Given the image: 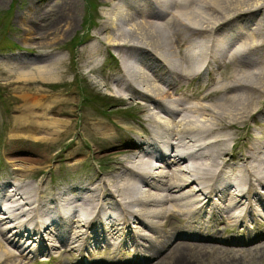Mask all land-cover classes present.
<instances>
[{"label": "bare ground", "instance_id": "bare-ground-1", "mask_svg": "<svg viewBox=\"0 0 264 264\" xmlns=\"http://www.w3.org/2000/svg\"><path fill=\"white\" fill-rule=\"evenodd\" d=\"M121 2L103 14L93 39L122 55L124 75L114 81L111 91L119 99L127 92L135 97L140 131L131 139L126 138L132 136L130 132L120 133L125 134L121 140L133 139L135 146L121 151V161L101 181L96 179L93 187L73 186L71 192L54 196L52 206L38 199L36 191L33 197H24L29 194L24 185L6 189L1 183L0 264L7 260L23 264L34 251L48 258L57 253V242L63 251L95 248L92 257L98 264H107L104 258H96L105 249H111L112 255L138 254L145 260L164 254L160 264H169L185 244H174L165 256L167 245L180 236H196L193 228H204L206 236L214 239L218 227L229 228L237 220L236 227L242 223L246 230L244 236L254 233L247 221L263 226L264 145L257 143L250 152L236 154L229 147L233 140L229 130L241 131L253 114L264 111V0ZM127 5L131 8L126 11ZM67 27L68 23L63 30ZM104 29L109 31L106 37ZM105 51L96 46L88 65ZM259 60L262 65H257ZM61 69L62 64L55 70L62 75ZM37 71L43 74L44 69ZM148 73L161 77L163 84H153ZM187 81L202 86L189 94ZM22 98L30 111L42 109L43 116L48 103H65L50 96ZM54 113L55 118L43 119L38 128L61 133L66 124L60 119L67 116ZM160 168L163 171L158 173ZM112 172L115 178H110ZM50 220L51 225L56 223L52 231L46 223ZM132 223L150 232L156 227L163 232L165 226L171 231L158 236L166 238L165 243L146 235L143 244L138 240L140 232L130 233ZM174 223L185 230L177 231ZM23 229L37 230L42 241L27 238ZM62 241H69L70 247L65 249ZM182 257L188 261L191 256Z\"/></svg>", "mask_w": 264, "mask_h": 264}, {"label": "rangeland", "instance_id": "rangeland-1", "mask_svg": "<svg viewBox=\"0 0 264 264\" xmlns=\"http://www.w3.org/2000/svg\"><path fill=\"white\" fill-rule=\"evenodd\" d=\"M74 1L0 0V184L5 183L6 189L24 185L23 190H29L24 197L29 199L36 191L38 199H43L50 206L54 204L51 203L54 196L71 192L73 186L93 187L96 179L101 181L104 173L109 175L117 166L115 163L123 158L120 152L135 146L133 139L128 142L121 140L120 137L125 134L120 133L130 132L132 136L126 138L131 139L140 131L137 124L141 116L134 103L135 97L127 92L119 99L111 91L114 81L121 80L124 75L121 53L93 39L100 31L103 14L121 0H77L72 8ZM71 8L75 11L73 19L69 12ZM127 8L131 6L127 5L124 10L127 11ZM67 23L68 29L63 30ZM108 32L104 29L103 37L108 36ZM100 45L108 51L103 52L95 64L88 65L92 61L90 53ZM59 59L63 62L60 63ZM258 62L257 65L263 64L262 60ZM61 64L62 75L55 70ZM39 69H44L41 71L43 74L38 73ZM148 77L153 84H163L161 77L149 73ZM187 83L189 94L196 93L202 86L195 81ZM23 95L33 96L34 99L40 97L41 100L42 96H50L65 103L61 106L48 103L49 108L43 116L42 109H35L34 112L28 109ZM54 111H62L67 116L60 119L66 124L65 129L55 134L48 128H38L43 119L55 118ZM261 112H256L242 124L241 131L229 130L233 136L229 147L234 153L248 151L257 143L264 145V111L259 115ZM162 171L160 168L158 173ZM112 173L110 178H115L117 175ZM46 223L50 231L56 225L54 222L51 225V220ZM177 225V231L185 230L179 223H174L173 228ZM232 228V225L229 228L218 227L219 239L208 238L204 228H193L196 236H180L173 239L169 247L167 245L165 256L172 252L174 244H185L184 249L177 250L178 253L172 255L168 263L264 264V224L250 230L254 232L252 236H244L245 231L234 235ZM166 229L167 226L163 227V232L171 231ZM129 230L130 233L140 232L138 240L143 244L147 242L146 235L153 236L158 243L166 239L158 237L163 234L160 227L150 232L139 224H133ZM36 231L23 229V235L40 236ZM68 242L62 241L65 249L70 247ZM56 244L59 247L53 256L42 258L44 253L34 251V257L23 259V264H81L83 261L84 264H98L92 257L96 254L95 248L78 247L79 250L63 251L61 243ZM183 254L191 256L188 261L182 257ZM163 255L153 259L145 256L148 258L145 260L138 254L101 252L96 258L98 261L104 258L107 264H160ZM5 264L10 262L7 260Z\"/></svg>", "mask_w": 264, "mask_h": 264}]
</instances>
